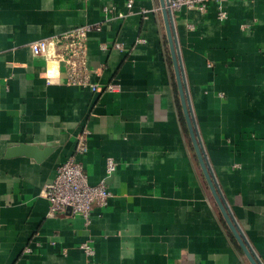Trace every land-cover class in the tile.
Listing matches in <instances>:
<instances>
[{
    "label": "crops",
    "instance_id": "1",
    "mask_svg": "<svg viewBox=\"0 0 264 264\" xmlns=\"http://www.w3.org/2000/svg\"><path fill=\"white\" fill-rule=\"evenodd\" d=\"M127 3L0 0V264H251L182 124L160 0H134L132 13ZM222 6L225 19L214 1L204 13L175 12L176 35L208 160L264 263V0ZM88 24H102L88 36L98 91L70 84L62 63L31 50ZM22 145L41 157L10 154ZM73 154L91 184L106 176L107 158L117 162L110 203L88 225L48 215L43 192Z\"/></svg>",
    "mask_w": 264,
    "mask_h": 264
},
{
    "label": "built area",
    "instance_id": "2",
    "mask_svg": "<svg viewBox=\"0 0 264 264\" xmlns=\"http://www.w3.org/2000/svg\"><path fill=\"white\" fill-rule=\"evenodd\" d=\"M214 1L219 8L218 15L221 19L227 18L223 4L227 0H170V7L175 12L187 9H196L202 13L208 9V3ZM134 0H128L130 13L134 12ZM102 24H88L77 27L51 37L42 38L31 43V50L37 56H43L47 61H56L64 65L68 82L72 85L89 87L93 91L100 89V84L91 80L88 67V36L95 30H100ZM120 47V44H116ZM115 90V85L106 87ZM88 145L85 136H82L77 147L78 152H86ZM117 169V162L113 157L107 158L106 176L98 183L91 184L83 164L76 155H70L56 170L54 179L45 184L43 192L49 200L48 215L70 212L84 218L85 224L91 222L93 209L109 205L113 196L109 189L107 179ZM81 247L91 256L95 249L90 242H84ZM27 248V252H31Z\"/></svg>",
    "mask_w": 264,
    "mask_h": 264
},
{
    "label": "water",
    "instance_id": "3",
    "mask_svg": "<svg viewBox=\"0 0 264 264\" xmlns=\"http://www.w3.org/2000/svg\"><path fill=\"white\" fill-rule=\"evenodd\" d=\"M160 3L163 12L164 24L169 42L171 58L173 61L174 73L179 90L182 110L201 169L224 217V220L226 221L246 258L251 264H264L260 257L256 254L255 250L253 249L252 245L250 244L246 235L238 224L220 188V185L218 184L217 178L208 160L190 101L180 46L176 35L174 13L170 7V0H160ZM47 151L49 150L46 149L45 151H43V154L47 153ZM17 152H23L24 154L34 156L37 159L41 157V152L35 146L31 145H22L19 149H13L12 151H10V154H16Z\"/></svg>",
    "mask_w": 264,
    "mask_h": 264
},
{
    "label": "trees",
    "instance_id": "4",
    "mask_svg": "<svg viewBox=\"0 0 264 264\" xmlns=\"http://www.w3.org/2000/svg\"><path fill=\"white\" fill-rule=\"evenodd\" d=\"M179 109H180V117H181L182 124H183L184 128L186 129L187 127H186V122H185V118H184L183 112H182L181 108H179ZM233 242L235 243L237 249L239 251H241V247L239 246L237 241L234 239V237H233Z\"/></svg>",
    "mask_w": 264,
    "mask_h": 264
}]
</instances>
